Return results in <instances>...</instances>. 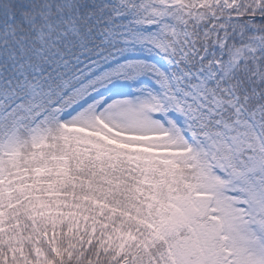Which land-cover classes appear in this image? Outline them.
<instances>
[{"label": "snow or ice", "instance_id": "1", "mask_svg": "<svg viewBox=\"0 0 264 264\" xmlns=\"http://www.w3.org/2000/svg\"><path fill=\"white\" fill-rule=\"evenodd\" d=\"M0 264H264V0H0Z\"/></svg>", "mask_w": 264, "mask_h": 264}]
</instances>
